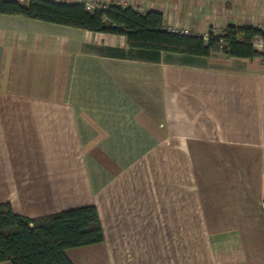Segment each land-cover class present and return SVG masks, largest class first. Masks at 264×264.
Instances as JSON below:
<instances>
[{
	"label": "crops",
	"instance_id": "crops-1",
	"mask_svg": "<svg viewBox=\"0 0 264 264\" xmlns=\"http://www.w3.org/2000/svg\"><path fill=\"white\" fill-rule=\"evenodd\" d=\"M56 1H118L199 35L264 28V0ZM5 202L27 217L95 205L103 241L68 248L74 264H264V59L155 58L0 13Z\"/></svg>",
	"mask_w": 264,
	"mask_h": 264
},
{
	"label": "trees",
	"instance_id": "trees-1",
	"mask_svg": "<svg viewBox=\"0 0 264 264\" xmlns=\"http://www.w3.org/2000/svg\"><path fill=\"white\" fill-rule=\"evenodd\" d=\"M0 13L82 28L94 32L122 34L129 47L148 51L158 58L162 52L191 58L224 53L233 57L264 59V28L228 24L207 34L169 30L159 11H142L118 1L95 4L56 0H0ZM261 42L259 50L257 42ZM103 230L95 205L27 217L14 212L10 203H0V261L12 264H74L68 248L100 243Z\"/></svg>",
	"mask_w": 264,
	"mask_h": 264
},
{
	"label": "built area",
	"instance_id": "built-area-1",
	"mask_svg": "<svg viewBox=\"0 0 264 264\" xmlns=\"http://www.w3.org/2000/svg\"><path fill=\"white\" fill-rule=\"evenodd\" d=\"M20 1H24V0H20ZM85 5H86V7H87L88 9H93V8L95 7V4L92 3V2H89V1L85 2ZM171 30H174V31H181V32H188L186 29H179V28H173V29H171ZM258 43L261 44V42H258Z\"/></svg>",
	"mask_w": 264,
	"mask_h": 264
},
{
	"label": "rangeland",
	"instance_id": "rangeland-1",
	"mask_svg": "<svg viewBox=\"0 0 264 264\" xmlns=\"http://www.w3.org/2000/svg\"><path fill=\"white\" fill-rule=\"evenodd\" d=\"M260 42V41H259Z\"/></svg>",
	"mask_w": 264,
	"mask_h": 264
}]
</instances>
